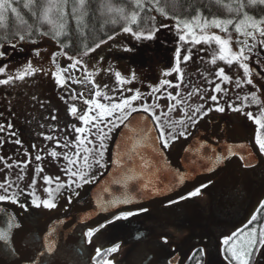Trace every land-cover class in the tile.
<instances>
[{"label":"snow or ice","instance_id":"obj_1","mask_svg":"<svg viewBox=\"0 0 264 264\" xmlns=\"http://www.w3.org/2000/svg\"><path fill=\"white\" fill-rule=\"evenodd\" d=\"M69 3H71V12L68 11ZM146 4L147 0H144V3L135 0L134 8L129 17L123 8H113L110 0H100L98 10L104 9L109 13H117L128 26H122L120 33L108 35L106 39H100L94 46L90 47L85 43L79 53V58L68 56L63 49L69 45L67 42L61 43V40L64 36L69 35L67 32L69 16L75 19L77 27L84 25L90 8V0H40L39 4H37V0H28V3L23 5L30 11L38 7V12H33L37 21L51 26L48 32H40L39 35L50 37V40L59 45L61 50L48 52L47 49L42 47L29 49L33 59H27L23 66L13 73L8 64L3 62V58L8 54L7 47H11L15 51L17 44L11 43L7 46H0V75L5 77L0 79V85L11 86L17 81H26L27 78L39 77L42 79L47 76L55 87L65 89L67 80L62 73L66 72L67 68L62 67L57 62V58L63 56L67 57L69 61L74 60V63L68 65V67L82 71L83 79L91 81L96 91L92 99H82L83 93L79 96L74 93H69L67 96H58L59 101L64 105L65 114L75 121L82 122L83 125L77 126V123H66L61 127L58 123H52L58 121L57 113L60 109L54 106L50 97L40 91V85L35 80L32 81L36 90L23 93L16 100L17 106L25 110L19 115L25 116V123L29 127L35 124L37 128L45 129L46 131H36V136L42 137L44 141L53 142L55 145V147H38L34 143L30 144L29 147L37 152L34 157L28 149H23L22 133L14 130L15 125L11 121L0 123V133H6L7 135V139L5 136H0V148H3L6 142L20 146L15 150L17 158L11 163L8 162L11 159L10 157L0 155V165H2L0 172H3L4 168L18 170L14 179L8 178L7 174L4 173L3 179L0 181V205H3L0 206V213L4 214L0 218V264H53L52 258L58 256L61 250L54 235L55 229L45 228L39 236L30 237V229L26 226V218L22 213H26L32 207H42L49 210L57 209L58 197L63 199L67 205H71L76 198L81 196L79 189L97 180L94 169L106 170L110 165L121 169L126 168L127 161L132 159L134 154L139 155L138 149L145 146L149 140H152L153 143L158 141L159 150L163 153L164 149L172 147L176 141L191 135V129L196 127L209 112L224 113L226 110H231L234 113H243L246 120L258 126L254 129V139L259 146V151L264 153V74H262L264 68L257 71L258 65H264V58H261V52H264V16H256L247 11V8L253 5L264 7V0H247V4L240 0L235 6L227 5L229 18L203 19L202 16H196L191 20H181L168 16L166 18L169 23L161 24L155 30L149 29L147 35L139 28L134 30L131 26L137 23V13ZM9 12L17 13L19 16L18 9L13 6V0H0V20H4L5 14ZM161 15H163L162 10ZM233 15L237 18L232 19L231 16ZM105 22L117 23L118 20L113 16L108 17ZM173 26L180 34V40L188 44L218 46L213 51L210 61L211 65L216 66L213 70L208 71L206 75L198 67L194 69L195 78L201 80L202 84L193 83L192 76H189L188 83L185 84V72L182 70L181 64L187 65L189 61L193 60L194 53L191 48L185 49L183 57H181V50L176 49L174 66H171L169 71L164 72L165 77L175 74V82L169 79L159 80V86H149L150 91L147 93H143L139 89L127 88L124 90L133 94L121 97L117 101L108 95V92L112 89L109 88L107 83H96V74L105 71L102 67H96V65H100L101 62L105 61V57L98 52V50H102V46L107 45L110 49L111 45L108 42H118L115 37L122 34H128L130 38H134L136 41L154 40L157 38L156 33L161 29L171 30ZM230 29H234L239 36L251 38L252 40L260 37L261 51L255 53L256 59L253 58L252 53L257 45H249L248 40L245 39L238 41L241 47L234 48L233 35ZM214 30L226 35L217 34ZM28 34L30 36L31 32ZM18 40L26 43L25 35H18ZM31 43L39 44V41L32 40ZM134 50L135 45L131 47L123 46L125 52L131 53ZM24 51L25 48L21 46L19 52L23 53ZM45 53H47V57H45ZM45 58L48 59L51 65H55V70L51 67L46 69L43 66L42 61ZM217 59L224 61L229 69L235 66V79L233 75L226 72L224 66L217 65ZM106 71L113 73L115 80L121 86L132 84L138 78L136 71L132 69L113 70L109 65ZM209 77L213 79H209ZM217 79L228 84L234 82L237 89H241L242 85L248 86V92L243 97L237 96V99L241 101L240 104L225 101L227 109L220 104L219 94L226 92V89L222 87L221 83L215 82ZM73 82L82 83L83 81L76 80ZM208 84L213 85L211 90L204 86ZM182 86L187 88L186 95H182ZM170 88H175L177 91L175 93L169 91ZM193 96H198L201 101L208 100L212 103L207 105L199 103L188 107V99ZM102 99L107 100L108 103L101 102ZM161 99H166L169 102L167 111H161L160 114H157V109L162 107L158 103ZM137 101H140V103L137 104ZM244 101H248L249 105H255L258 110L257 113L245 111ZM78 103H82L87 107H78ZM178 106L187 107L188 110L184 113L186 120H169L170 113L175 111ZM7 107L10 116H17V113L12 111V100H7ZM25 112H27L26 115ZM135 114H143L140 116L141 122H150L153 127L151 129L147 127L129 128L131 135L126 138L127 142L123 146L116 143L115 156L106 159L107 141L110 140L112 133L116 129H121L122 126L128 128L131 120L135 118ZM0 116H3L2 112H0ZM161 117L165 119L162 121ZM165 125L170 131L166 132ZM150 131H155L157 135L152 138L149 135ZM57 133H63L64 135L61 136ZM68 133L77 135L69 138ZM57 148L70 149L71 154L57 151ZM21 149H23V158L19 155ZM41 153H46L52 160L61 158L66 160L68 163L63 171L68 179L61 181L60 177L57 176L54 181L51 176L40 177L44 168L41 164H37L31 170L33 175L30 182L24 183L21 187V183L25 181L27 176L26 170L33 163V160L40 162L45 159ZM140 158L143 160V156ZM224 158L226 157H217V160ZM249 166L245 165V167ZM127 171L132 172L133 169H127ZM37 177H40L46 185L43 187V191L47 193V198L42 199L36 195ZM184 180V175L178 176L180 183H183ZM116 182L121 181L117 180ZM53 183L56 185L55 188L51 187ZM202 187L207 188L208 185L205 184ZM28 189L32 190L28 191ZM198 196H202L201 187H196L187 195L181 194L179 200H187L190 197ZM21 197H24L23 201ZM179 200L171 199L169 202L176 204L179 203ZM116 203V201H111L105 204L98 201L99 210L107 211L108 207L114 206ZM120 203H131V200L125 198ZM9 207H13V211H9ZM16 207L19 211H15ZM260 207L264 208V204H260ZM64 210L67 211V208H64ZM147 211L148 209L144 207L139 209V212ZM137 214L139 213L132 210L114 212L110 218H106V223L89 227L83 233V236L86 238V242L91 244L93 238L97 237L98 234H102V230L109 225H113L116 221L127 220ZM251 219L254 221L256 217L252 216ZM234 237L235 234L223 240V245L227 246L224 255L227 264H264V230H260L258 233L257 229H250L239 243H237L239 238L234 239ZM162 239L164 244L168 245L167 236H163ZM34 240H39L38 246L33 244ZM168 246L171 247V245ZM119 249V244H114L107 249L95 248L96 264H115L114 259H105L104 257H112ZM56 264H60V262L56 261ZM168 264H173V261L170 260ZM176 264H179V262L177 261Z\"/></svg>","mask_w":264,"mask_h":264},{"label":"rangeland","instance_id":"obj_2","mask_svg":"<svg viewBox=\"0 0 264 264\" xmlns=\"http://www.w3.org/2000/svg\"><path fill=\"white\" fill-rule=\"evenodd\" d=\"M179 35L180 34H178L177 30L172 28L171 30L161 29L159 32H157V38L154 40L136 41L134 38H130L128 34H122L115 37L116 41L118 42L109 41L108 43L111 45L110 49L107 45H105L102 46V50H98L100 55L105 57V61L101 62L100 65H96V67H102L105 69V71L96 74V83H107L109 88L112 89V91L108 92V95L112 96L117 101L121 97H126L133 94L132 92L124 90L127 88L139 89L141 92L147 93L150 91L149 86H159V80L169 79L175 82V74L170 77H165L164 72L169 71L170 67L174 66V53L176 49L179 48L181 50V57H183L185 54V49L191 48L194 53L193 60L189 61L187 65L183 63L181 64V68L185 72V84L187 85L189 76L193 77V83L198 85L202 84L201 80L195 78L194 69L198 67L201 71H204L206 75L208 71L213 70L216 66L211 65L210 61L213 51L217 49L218 46L207 44H188L185 41L180 40ZM248 44L257 45V47L253 49L252 53L253 58L256 59L255 53L259 52V49L261 48L260 44L251 40H249ZM132 45H135V50L133 52L128 53L123 51V46L131 47ZM21 46L25 48L23 53L19 52V48ZM239 46L241 45L238 43V40H235L233 42V47L238 48ZM36 47L47 49L48 52L61 50L59 46L55 45V43L53 44V42L50 41H45L34 46L17 45V49L15 51L11 47H7L6 50L8 54L3 58V62H6L14 73L23 66L27 59H33V56L29 53V49H35ZM44 55L47 57V53ZM261 58H264V52H261ZM193 61H195V63H193ZM57 62L60 63L62 67L67 68V71L62 73L67 80V84L65 85V89H67V91H65V89L55 87L50 82V78L47 76L43 77L42 79L39 77L27 78L26 81H17L11 86L0 85V112L3 113V116H0V123H7L8 121H11L15 125V128H20L22 125L23 128H26V130L29 129L27 131H29V133L34 136V138H36V145H38V147H55V145L53 142L49 143L44 141L42 137L36 136V131L46 130L37 128L35 124L29 127V125L25 123V116L19 115L25 110L16 104V100L21 94L36 90L32 83L33 80H35L37 84L40 85V91L43 92L44 95L50 97L54 106L60 109V111L57 113L59 118L58 121H53L52 123H58L61 127H63L66 123H77V126L83 125L82 122L75 121L65 114L64 105L61 101H59L58 96H67L69 93H74L79 96L81 93H83L84 96L82 99H92L94 98V92L96 91V88L91 81L83 79L82 71L68 67V65L74 63V60L69 61L67 57L61 56L57 58ZM42 63L46 69L51 67L53 70H55V65H51L47 58H45ZM109 65H111L113 70H135L138 78L133 81L132 84L121 86L115 80L114 74L106 71ZM217 65L224 66L226 68V72H228L229 75H233L235 79V66H233L232 69H229L225 62L220 61L219 59H217ZM261 68H264V65H258L257 71H259ZM2 78L5 77L0 75V79ZM209 79L213 78L209 77ZM76 80H82L83 82L74 83L73 81ZM215 82L221 83L222 87L226 89V92L219 94V102L222 106H225L226 109L227 104L225 101H229L234 104H240L241 101L237 99V96L243 97L248 92V86L246 85H242L241 89H237L234 82L232 84H228L226 82H221L218 79L215 80ZM204 86L211 90L213 85L208 84ZM168 90L174 93L177 91L175 88H170ZM186 94L187 88L182 86V95ZM7 100H12V111L16 112L17 116L13 117L9 115ZM101 102L108 103L107 100L103 99ZM136 103L139 104L140 101H137ZM158 103L162 107L157 109V114H160L161 111H167V105L169 102L166 99H161L158 101ZM199 103H205L207 105L211 104L212 102L208 100L201 101L198 96L189 98L187 102L188 107L195 106ZM244 106L245 111L256 109L255 105L253 109H250L252 107L249 105L248 101H244ZM78 107L87 106L82 105V103H78ZM187 110L188 109L185 106H178L175 111L170 113L168 119L186 120L184 113ZM212 113L213 114H210L209 112L208 115L200 121V123L204 122V120L210 116L215 119L220 118L218 116H224V114L228 113V115L234 118L232 120L234 124H241L242 127H245L246 129H252L254 139V129L256 128V125H254L251 121L246 120L243 113H234L231 110H226L224 113L212 111ZM26 114L27 112H25V115ZM161 119L163 121L165 118L161 117ZM165 130L166 132L170 131V129L167 128V125H165ZM191 130H193V128ZM5 134L6 133H0V136ZM57 134L61 136L64 135L63 133ZM68 134L69 138H71V136L77 135L75 133ZM26 147V145L25 147L23 146V149H28L33 157L37 154L35 150H32L30 147ZM17 148H20V146H5L4 144L3 148H0V155L10 157L11 159L8 162L11 163L17 158V153L15 151ZM23 149H21L19 153L21 157ZM57 151H64L71 154L70 149L57 148ZM256 153L258 158H260V166L258 168L249 171L239 169L234 171L232 174H224L220 178L209 183L207 190H205L202 196L198 197L197 199L194 198L189 201H184L180 204L177 203L176 205L172 206L173 208L171 210L156 208L145 213H139L134 215L130 220L138 222L142 228L148 232L149 235L153 237L155 236L157 239H161L162 242V237L167 236L168 245H178L181 243L187 244L188 239L190 241L195 236H198L202 238L209 237L217 244L214 247L221 248L223 240L233 234L234 230L238 229L239 225H241L242 219L244 218L243 213L245 212V209L248 207L249 203L258 200L263 203L264 154L260 153L257 149ZM41 154L44 155L45 159L40 162L33 160V163L29 165V168L26 170L27 176L25 181L21 183V187H23L24 183L30 182L33 175L31 170L35 168L37 164H41L44 168V171L40 174V177L45 175L51 176L53 177L54 181L55 177L57 176L60 177V180L68 177L63 171L64 167L68 163L66 160H63L62 158L59 160H52L47 156L46 153ZM81 163H83V161H81ZM0 167H2V165H0ZM99 170L94 169L95 174ZM17 171V169L4 168V171L0 172L1 181L3 179L4 173L7 174L8 178L14 179ZM40 177H37L35 188L36 195L43 199L47 198V193L43 191V187L46 185H44V182ZM31 190L32 189H28V191ZM255 194H257L256 200L254 199ZM21 200L23 201L24 197H21ZM63 201V199L58 198V207L61 203H63ZM28 210V212L31 214L34 213L35 217L33 218L38 221V224L40 225L46 216H44V214L48 212L52 213V211L57 209L49 210L42 207H32ZM252 228L257 229L258 233L260 230H262L261 225H253L250 228L243 230L234 237V239L236 237L239 238L237 243L242 241L247 235L248 231Z\"/></svg>","mask_w":264,"mask_h":264},{"label":"water","instance_id":"obj_3","mask_svg":"<svg viewBox=\"0 0 264 264\" xmlns=\"http://www.w3.org/2000/svg\"><path fill=\"white\" fill-rule=\"evenodd\" d=\"M141 115L143 114H135L128 128L122 126L112 133L108 158L115 156L116 143L123 146L127 142L126 138L131 135L129 128L153 127L150 122L142 123ZM218 117L220 118H206L193 128L191 135L175 143V147L172 146L174 148L170 151L164 149L161 153L159 142L153 143L149 140L145 146L138 149L139 155L134 154L133 158L127 161L126 168L110 165L94 183L80 191L81 196L71 205L63 201L57 210L44 214L46 216L40 225L33 218L34 213L31 214L29 210L22 213L26 218V226L30 229L29 236H39L45 228H54V235L61 250L58 256L52 258L53 264H56V261L60 264H95V246L86 242L83 233L89 227L106 223V218H110L114 212L132 210L145 213L139 212L141 207L147 208L148 211L156 208L171 210L177 203L171 204L169 201L179 200L181 194L187 195L196 187L209 185L224 174H232L239 169L249 171L258 168L260 158L256 153L255 141L252 140V129H241L229 118ZM149 135L154 138L157 133L150 131ZM217 157L226 158L217 160ZM127 169L133 171L128 172ZM179 175L185 176L183 183L178 181ZM117 180L121 182L117 183ZM125 198L130 199L131 203H120ZM254 199H257V194ZM98 201L105 204L111 201L117 203L108 207L107 211H100ZM260 204V200L249 203L243 213L241 225L233 234H237L251 222V217L259 210ZM64 208H67V211ZM8 210L13 211V207ZM15 211H19L18 207ZM3 216L4 214L0 213V218ZM136 223L125 220L115 224L116 230L123 238H129V241L125 242L129 249L119 261L120 264H168L170 260L173 264L177 261L179 264H187L198 249L204 251V264H227L223 257V244L221 248L214 247L217 244L209 237L195 236L190 241L188 239L187 244H172L168 247L161 239L149 235ZM33 244L38 246L39 240H34Z\"/></svg>","mask_w":264,"mask_h":264},{"label":"trees","instance_id":"obj_4","mask_svg":"<svg viewBox=\"0 0 264 264\" xmlns=\"http://www.w3.org/2000/svg\"><path fill=\"white\" fill-rule=\"evenodd\" d=\"M110 2L113 8H123L130 17L134 8L135 0H110ZM140 2L144 3V0H140ZM238 2H240V0H147L145 7H142L137 13V23L131 26L134 30L139 28V30L144 31L147 35L149 29L155 30L157 26L169 23V20L166 18L168 16L181 20H191L196 16H202L203 19L229 18L230 14L226 6H235ZM243 2L247 4V0H243ZM25 3H28V0H13V6L18 9L19 16L17 13L9 12L5 14L4 20H0V46H7L11 43L24 46L38 45L31 43L32 40L39 41V43L45 41L52 42L50 37H41L39 35L40 32H48L51 26L48 24H41L37 21L33 12H38V7L33 8L32 11H30L28 8L23 6ZM39 3L40 0H37V4ZM99 3L100 0H90L88 16L82 27H77L75 19L71 16L68 17L67 32L69 35L64 36L61 43H68L69 46L63 50L66 51L69 56L79 57V53L85 43L90 47L94 46V44L100 39H106L108 35L120 33L122 31V26H128L125 24L123 18L119 17L117 13H109L104 9L98 10ZM153 9H155V11H153ZM161 10L163 15H161ZM68 11L71 12V3L68 5ZM247 11L250 14H255L256 16H264V7L259 5L249 6ZM113 16L117 18V23L105 22L108 17ZM231 18L236 19L237 17L233 15ZM172 28L175 29L174 26L171 27V29ZM214 31H216L217 34L219 33L218 30ZM230 31L233 35V42L235 40L240 41L247 39L248 43L249 40L259 43L260 37H257L256 40H252L251 38L239 36L235 33L234 29H230ZM29 32H31L30 36L28 34ZM20 34L25 35L26 43L18 40V35ZM260 51L261 48L259 49V52ZM210 114L213 113L210 112ZM224 116L229 119L231 118L230 120L234 119L228 115V113L224 114ZM109 141L110 140L107 141V144H109ZM107 158L108 152L106 153V159ZM104 171L105 169H100L96 173L97 178ZM67 179L68 177H65L64 179H61V181H66ZM82 189H79V191ZM263 219L260 218L256 223H254V225L257 224L258 226H262ZM251 226L253 225L251 224ZM201 257L202 256L199 252L195 253L193 257H191L192 259L189 264H202L203 258Z\"/></svg>","mask_w":264,"mask_h":264},{"label":"flooded vegetation","instance_id":"obj_5","mask_svg":"<svg viewBox=\"0 0 264 264\" xmlns=\"http://www.w3.org/2000/svg\"><path fill=\"white\" fill-rule=\"evenodd\" d=\"M66 87V86H65ZM251 107L252 108H250V109H253V107H254V105L252 106L251 105ZM255 108H256V106H255ZM250 111H253V113L255 114V113H257V108L255 109V110H250ZM238 126L242 129V125L241 124H238ZM258 126H256V128H257ZM14 130L15 131H18V132H20V133H22V135H21V139L24 141V147H25V145L27 146V147H29L30 146V144H36V138H34V136H32L30 133H29V131H27V130H29V129H27L26 130V128H23V126L21 125V127L20 128H14ZM243 131V130H242ZM2 136H5L6 137V139H7V135L5 134V135H2ZM26 138V139H25ZM254 141H255V139H253ZM179 141H176L175 143H178ZM50 143V142H49ZM175 143H174V145H175ZM173 145V146H174ZM5 146H14L13 144H11L10 142H6L5 143ZM26 147V148H27ZM175 147V146H174ZM174 147H170V148H168L167 150L168 151H170L172 148H174ZM255 147H256V149L257 150H259V146L255 143ZM260 152V151H259ZM261 153V152H260ZM264 154V153H263ZM55 184H52L51 185V187H53V188H55ZM208 188V187H207ZM207 188H203L202 187V194L204 193V191L205 190H207ZM198 197H200V196H198ZM198 197H190L189 199H187V200H181V202H179V204L180 203H183L184 201H189V200H191V199H194V198H198ZM59 198V197H58ZM261 204H264V200H263V203H261ZM167 208H169V207H167ZM254 216L256 217V219L253 221V220H251V222L246 226V227H244L241 231H243V230H246L248 227H250L251 226V224L252 225H254V223H256L260 218L261 219H263L264 218V208H262V207H260L259 208V210L254 214ZM133 216H131V217H129L126 221H128V220H130L131 218H132ZM263 217V218H262ZM121 221H125V220H120V221H116L113 225H109L106 229H104V230H102V234H98V236L97 237H94L93 238V242H92V244L95 246V248H101V249H107V248H110V247H112L114 244H119L120 245V249H119V251L117 252V253H114L113 255H112V257H108V256H105L104 258L105 259H114V262H115V264H120V262L119 261H121L122 259H123V257H124V255H125V253H126V251L129 249V246H125V242L127 241H129L128 239L129 238H123V236L121 235V233L118 231V230H116V227H115V224L116 223H118V222H121ZM134 223H136V221H134ZM138 223V222H137ZM136 223V224H137ZM263 224H262V230H264V219H263V222H262ZM255 225H257V224H255ZM236 235V234H235ZM223 247H222V252H223V257H224V255H225V251H224V249H225V245H222ZM197 252H199L200 254H201V258H203L204 257V251L202 250V249H198V250H196L193 254H192V256L191 257H193V255L195 254V253H197ZM190 257V259H189V261H188V263L187 264H189V262H190V260L192 259ZM96 259H97V257L95 256V258H94V263L96 264ZM202 264H204V258H203V262H202Z\"/></svg>","mask_w":264,"mask_h":264}]
</instances>
